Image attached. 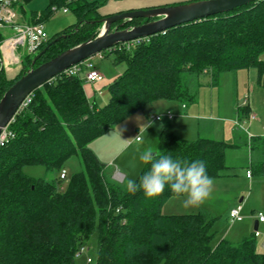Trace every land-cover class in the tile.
Returning a JSON list of instances; mask_svg holds the SVG:
<instances>
[{"label": "trees", "instance_id": "trees-1", "mask_svg": "<svg viewBox=\"0 0 264 264\" xmlns=\"http://www.w3.org/2000/svg\"><path fill=\"white\" fill-rule=\"evenodd\" d=\"M62 5L71 8L77 20L50 36L42 49L67 35L53 42L36 64L96 35L101 18L113 14L102 13L96 0H49L38 19L36 12L20 10L28 20L43 22ZM140 23L136 19L131 24ZM119 46L101 52L126 65L108 84L105 105L88 100L82 76L62 73L35 89L28 108L10 123L13 136L0 146V264H76L79 248L94 234L97 258L87 264H264V249L254 233L235 243L224 238L213 245L215 216L205 210L164 214L163 205L173 197L167 186L151 200L142 191L128 192L126 184L105 174V164L89 146L145 104L160 99L196 102L204 74L217 85L224 72L253 67L261 79L264 0L173 27L130 49ZM32 61L27 56L12 77L0 69V99ZM236 108L240 112L238 104ZM157 142V157L203 160L209 177L227 167L229 144L222 140H189L163 130ZM249 142L256 160L248 170L251 176L264 175V135ZM72 155L82 168L64 188L67 176L62 178L61 172ZM25 165H42L54 177H31ZM149 167L143 166L136 181Z\"/></svg>", "mask_w": 264, "mask_h": 264}, {"label": "rangeland", "instance_id": "rangeland-1", "mask_svg": "<svg viewBox=\"0 0 264 264\" xmlns=\"http://www.w3.org/2000/svg\"><path fill=\"white\" fill-rule=\"evenodd\" d=\"M96 1L102 4L101 9L106 13H116L123 8L129 10L126 7L128 3L124 0ZM48 6L49 0H27L19 7V12H21L20 9H24L26 12L34 11L37 13L38 19L42 15L44 16ZM64 7L66 6L62 5L58 7L52 16L44 18L43 20L44 28L50 36L63 31L77 20L72 9L67 7V11H64ZM130 8L139 9L147 7ZM21 21L36 23V20L35 22L34 20L30 21L24 16ZM2 34L1 39L8 36V34ZM26 55L27 53L25 52L23 54L25 63H27ZM35 55L31 54L30 57L34 58ZM260 58L264 62V52L260 54ZM0 59H2L1 53ZM90 59L94 61L93 63L96 64V68L103 70L105 73L103 85L97 91L91 88V98H94V95L100 98L102 93H104L106 98H109L108 77L115 70L122 73L126 65L124 62L115 63L114 55L112 54H109L103 59L99 58L98 54H96ZM0 67L5 69L9 77H12L20 69L18 68L20 67L19 65H4L1 61ZM83 74L84 70L81 72V75ZM200 83L201 87L196 102L187 104L188 113L196 114L201 119H209L208 122L212 126V132L209 136L217 140H222L228 143L229 146L225 150L227 167L220 171L219 176L210 177L212 179L210 196L203 204L191 209L188 213L197 212L201 209L217 218L213 227L216 231L212 241L213 245L224 238L235 243L243 237L251 236L254 233L253 223L256 219L255 216L257 217L259 213L264 215V175L255 173L251 178H248L246 175L247 170L255 165L256 160L255 153L252 154L250 151V142L246 134H264V74L260 79L256 68H241L236 72H224L217 85L211 84V77L208 74L200 77ZM93 101L92 103H94ZM168 104L172 108L169 109L170 111L177 112V110H180L179 106L181 103H178L176 100H156L143 105L142 108L137 109L110 130L93 139V142L91 141L92 143L90 142L101 160L105 162V174L108 177L113 176L114 181L124 184H126L128 179H137L145 165L139 161L138 155L145 150L155 152L154 150L157 149L158 142L155 137L153 138L154 130L160 123L166 121V118L162 117L161 120H154L149 124L145 113L148 115L165 114L168 111L165 109V106ZM237 104L241 108L240 112L236 108ZM250 113H254L255 115V119L251 123H249ZM179 119L181 117L176 116L173 122ZM185 120H190L192 123L197 122V119L194 117L187 116ZM236 128L237 130H235ZM183 136H186L185 138L188 139H194L197 138V133L193 131L185 132ZM237 136L238 139L235 140ZM136 137H138L137 141L135 140ZM235 141H237L236 146H231L230 144ZM81 168L82 166L78 156L72 155L67 159L62 169L67 176L62 181L64 188L67 187L71 176L80 171ZM23 170L27 175L35 178L52 179L54 177V174L46 171L42 165H25ZM117 171L125 176L122 179L114 177ZM232 203L241 205L244 216L242 221L235 223L230 221L228 214ZM169 210V213L176 214H183L182 212H185L181 204L175 202L166 204L163 213L166 214L165 212ZM259 232L261 235L257 237V241L261 243L264 239V223L260 225ZM88 257L92 259L93 263L96 262V234L86 244V250L76 255L75 262L76 264H87Z\"/></svg>", "mask_w": 264, "mask_h": 264}, {"label": "water", "instance_id": "water-1", "mask_svg": "<svg viewBox=\"0 0 264 264\" xmlns=\"http://www.w3.org/2000/svg\"><path fill=\"white\" fill-rule=\"evenodd\" d=\"M252 1L191 0L116 12L101 18L102 24L96 35L66 48L49 60L36 64L53 42L67 35L57 36L35 55L31 67L2 95L0 99V133L16 117L20 103L28 94L64 73L74 64L87 60L104 50H111L119 44L138 38H147L179 25L231 11ZM136 19L145 21L140 24H131ZM152 155H155V152ZM258 223L259 221H255V229L258 227Z\"/></svg>", "mask_w": 264, "mask_h": 264}, {"label": "built area", "instance_id": "built-area-1", "mask_svg": "<svg viewBox=\"0 0 264 264\" xmlns=\"http://www.w3.org/2000/svg\"><path fill=\"white\" fill-rule=\"evenodd\" d=\"M22 3H24V0H0V32L8 34V36L0 40V53L2 58L0 59V61L4 65H21L24 60L23 54L25 52L27 53L26 56H30L31 54H37L39 51H41L42 47L50 39V35L45 30L43 22L30 23L21 21L23 14L19 12V6L22 5ZM63 10L67 11V7H64ZM146 39H148V37L138 38L126 43L119 44V47L130 49L134 45ZM98 55L102 56L101 52L98 53ZM83 70V78L87 81L96 82L103 79V75L91 62L90 58L80 63L74 64L73 66L69 67L66 71H64V73L69 75L71 74L82 76L81 72ZM32 93L28 94L22 100L17 109V114L28 108L32 101ZM244 101L246 102V100ZM183 106L185 105L183 104ZM167 116L169 118H172L174 114L171 111H168ZM160 118L161 115L159 114L151 116V119L153 120H159ZM253 118L254 115L249 116L250 120H252ZM10 123L6 127H4L0 133V146H2L5 142L9 140L10 137L13 136L12 131L9 130ZM247 176L251 177L250 170H247ZM61 177H66L64 171L61 172ZM228 217L232 223L242 221L244 219V216L242 214L241 205L231 207L229 210ZM257 218L259 222H264V215L262 213H259ZM254 234L256 237H258L260 235L259 230L257 229ZM261 247L264 249V242L261 244ZM85 250L86 246H81L79 248V251L77 252V255L84 252ZM87 261L90 262L91 258L88 257Z\"/></svg>", "mask_w": 264, "mask_h": 264}, {"label": "clouds", "instance_id": "clouds-1", "mask_svg": "<svg viewBox=\"0 0 264 264\" xmlns=\"http://www.w3.org/2000/svg\"><path fill=\"white\" fill-rule=\"evenodd\" d=\"M138 159L141 163H150V167L138 181L127 180L128 192L142 191L144 198L151 200L158 198L167 186L186 213L199 207L210 196L212 179L203 160L187 162L174 159L171 155L157 157L152 155L151 150L139 153Z\"/></svg>", "mask_w": 264, "mask_h": 264}, {"label": "crops", "instance_id": "crops-1", "mask_svg": "<svg viewBox=\"0 0 264 264\" xmlns=\"http://www.w3.org/2000/svg\"><path fill=\"white\" fill-rule=\"evenodd\" d=\"M126 3H128V6H126L127 8H129V9H134V8H130V7H137V8H139V7H151V6H160V5H167V4H174V3H180V2H186V1H191V0H124ZM124 10L126 9V8H123ZM122 9V10H123ZM121 10V11H122ZM101 11H102V9H101ZM103 12V11H102ZM104 14L106 13V12H103ZM110 13H115V12H110ZM99 56V55H98ZM107 57V56H106ZM99 58H101V59H103V58H105V56H99ZM91 62L93 63L94 61L93 60H91ZM94 64V63H93ZM95 65V67H97L96 66V64H94ZM99 71H100V73L103 75V79L102 80H100V81H96V82H90V81H87V80H85L84 79V83H83V88H84V91H85V94H86V96H87V98H88V100L92 103V100H94L93 102H94V104L97 106V107H101V106H103V105H105L107 102H108V100H109V98L107 97L106 98V96L104 95V93H102V96L100 97V98H97L95 95H94V98H91L92 97V95L90 94V90H91V88H93L94 89V91H97L98 89H99V87H101L102 85H103V83H104V80H105V73L103 72V70H101V69H99V68H97ZM120 74V72H118L117 70H115V71H113L112 72V74H111V76H109L108 78H109V80H108V84H110L114 79H115V77L116 76H118ZM82 77H84V74L82 75ZM109 96V95H108ZM107 99V100H106ZM178 102V101H177ZM158 103H160V102H158ZM178 103H180V102H178ZM185 106H183V104L181 103V105L179 106L180 107V110H177V112H172L173 114H174V116L172 117V118H169L168 116H167V113H168V111H170L169 109H172V108H170V105L168 104V105H166L165 106V109H167L168 111L165 113V114H159V115H161V118L162 117H165L166 118V121H164V122H162V123H160L159 125H158V127L154 130V136H153V138L155 137V139H157V137H158V134L161 132V131H163V130H168V131H170V132H173L174 134H176V135H178L179 137H182V138H185L186 136H183V133H185V132H194V133H197V137H199V136H206V137H211V136H209V135H211L210 133L212 132V126H210V124H209V119H201L200 118V116H198V115H196V114H190V113H188V107H187V104H184ZM249 107H251L250 105H249ZM146 114V116H147V118H148V120H149V122H152V121H154L153 119H151V115H148L147 113H145ZM157 114V115H158ZM250 115H254V113H250L249 114V116ZM176 116H180L181 117V119H179V120H177V121H175V122H173V119L176 117ZM194 117L195 119H197V122L195 123H192L190 120L188 121V120H185V118L186 117ZM161 118L159 119V120H161ZM255 119V115H254V118L252 119V120H250L249 119V123H251L253 120ZM155 120H158V119H155ZM203 120V121H202ZM147 130V129H146ZM235 130H237V128L235 129ZM246 134V133H245ZM247 135V139H248V141L252 138V137H255V136H261V135H264V134H259V135H249V134H246ZM138 137H136V141L138 140L137 139ZM185 139H188V138H185ZM195 139V138H194ZM238 139V136L236 137V139L235 140H237ZM189 140H191V139H189ZM141 141V140H140ZM93 142V141H92ZM91 142V143H92ZM91 143L89 144V146L91 147V149L95 152V154L97 155V157L99 158V160H101V158L99 157V155L97 154V151L93 148V146L91 145ZM236 143H237V141H235L234 143H231L230 145L231 146H236ZM105 146H107V145H105ZM110 146V145H109ZM154 149H156V148H154ZM154 151H156V150H154ZM153 153V152H152ZM251 157V156H250ZM101 162H103L102 160H101ZM103 163H105V162H103ZM107 164V163H106ZM106 169V168H105ZM246 175H247V173H246ZM125 175L124 174H122V173H120L119 171H117V173H115V175H114V177H118L119 179H122L123 177H124ZM248 177V176H247ZM252 177V176H251ZM251 177H248V178H251ZM111 180H115L114 178H113V176L111 177H109ZM241 201V200H240ZM169 202H175V203H179L180 204V201L178 200V199H175L174 197H171L164 205H163V207H162V212L164 211V208H165V205L166 204H169ZM236 205H238V204H234V203H232L231 205H230V207H233V206H236ZM172 209V208H171ZM201 210V209H200ZM170 212V210L168 211V212H165L166 214H176V213H169ZM183 214L184 213H186V212H182ZM191 213H193V212H191ZM229 215V214H228ZM255 221H258V218L255 216ZM255 221H254V223H253V225H254V232L258 229L259 230V227H260V225L262 224V223H264V222H259L258 223V227H257V229H255ZM235 223V222H234ZM261 235V234H260ZM259 235V236H260ZM264 242V239H263V241H261V244Z\"/></svg>", "mask_w": 264, "mask_h": 264}, {"label": "flooded vegetation", "instance_id": "flooded-vegetation-1", "mask_svg": "<svg viewBox=\"0 0 264 264\" xmlns=\"http://www.w3.org/2000/svg\"><path fill=\"white\" fill-rule=\"evenodd\" d=\"M145 20H141V23L144 22Z\"/></svg>", "mask_w": 264, "mask_h": 264}]
</instances>
